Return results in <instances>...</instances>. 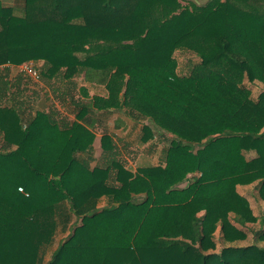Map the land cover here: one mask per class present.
<instances>
[{
    "label": "trees",
    "instance_id": "obj_1",
    "mask_svg": "<svg viewBox=\"0 0 264 264\" xmlns=\"http://www.w3.org/2000/svg\"><path fill=\"white\" fill-rule=\"evenodd\" d=\"M177 50L200 58L189 73ZM38 60L106 93L80 85L71 122L0 104V264H41L60 225L46 264H264V215L238 190L264 200V90L246 85L264 84V0L0 1V65ZM114 111L148 121L145 143L169 135L165 165L127 168L106 133L109 162L76 158Z\"/></svg>",
    "mask_w": 264,
    "mask_h": 264
},
{
    "label": "crops",
    "instance_id": "obj_2",
    "mask_svg": "<svg viewBox=\"0 0 264 264\" xmlns=\"http://www.w3.org/2000/svg\"><path fill=\"white\" fill-rule=\"evenodd\" d=\"M0 1L5 5L13 6L16 9V11H19L20 7L23 5V0H0ZM32 62H34V64L36 66H40L43 69L44 63H45L43 60L32 61ZM22 68H23V64H20V65H14V64L0 65V104H2V105H7V104L14 105L19 110H21L23 112L22 114L25 117H30V115L34 114L35 111L37 110L36 108H34L36 106L37 101H40V100L48 101L49 104H51V106H48L47 108L42 109V110H46V111H50V112L53 111L54 112L53 114L56 115V117L58 119L63 120V121L66 120L69 122H71L75 119L76 112L78 110L77 106L74 105L73 101H72L74 99V97H76V100L80 101L82 104L91 105V100L89 98L81 97L79 94H77L78 88L77 89L72 88L71 91L67 90L68 87L74 86L73 85L74 81L70 84L67 80L64 81L60 77L59 78L54 77L51 79H49V78L47 79L45 77H42V79L41 78L35 79V78L31 77L30 75L26 74ZM38 82L41 84L38 85L37 84ZM53 82L54 83L57 82L60 84L53 85ZM88 86L90 88H97V87L99 88L100 87L99 88L100 91L103 89L101 94L106 93V90L102 85H95V84L89 83ZM91 93H92V91H91ZM56 99H59L61 101L63 100L62 104H66V106L69 105V106H72L73 108H75L76 110H75L74 114H72L69 118H67V117H65L66 113L64 115H62L61 112L58 113V110L61 107H58L59 106L58 105L59 100L57 101ZM95 118L94 119L97 121L95 122L94 126H92V128L95 131L96 136H95V140L93 142L92 150L91 151H78L76 153V158L80 161H83V160L84 161L85 160L91 161L92 159L94 160V157H93L94 155L92 154L93 148H96V149L98 148L100 151L105 153L104 148L102 146V140L101 139H102L103 134L106 133V134L111 135V137H112L113 144L115 145L116 158H119L122 161L123 157H121L122 155H120V154H123V151L125 149H128L129 144L127 143V141L124 140V136L121 134V132H123L127 135L129 133V131H131V128L134 127L133 123L138 124V125H142V127H143V125H144V123L142 121L143 119L142 120L141 119H135L123 111L99 113V114L95 115ZM104 127H107V128H104ZM96 130H99V131H96ZM104 130H108V131L104 132ZM154 130H155V137H154L155 140L158 138V136L163 135V134H166V136H169L167 133H164L163 131L156 130V128H154ZM156 131H158L159 134L156 133ZM158 143H159V145H161L160 141ZM5 144L6 143L4 141L3 134H2V132H0V149H4ZM159 145L157 144V146H154V145L153 146L158 147ZM145 146L142 147V149H141L143 152L141 151L138 154V156H140V155L145 156L142 159V161H144V162L140 165H137L135 170L138 167H142V166L165 165L166 164V149L165 148L164 149L162 148V150L159 151V149L154 150V148L151 149V147L147 146L148 147L147 148ZM145 148H147V149H145ZM131 149H133V148H131ZM128 152H129V149H128ZM156 152H159V154H160L159 159L155 155ZM161 152H164V154H165V156L162 158H161ZM153 155H155V157ZM130 162H132V160ZM123 163L127 168H129L126 165L127 163H125V162H123ZM94 166H96V165H94ZM129 169L134 170L132 168H129ZM185 184H182V185H185ZM182 185H180V186H182ZM240 186H244V185H240ZM250 186H254V185L251 184ZM244 195H246V194H244ZM140 196H142V195H140ZM140 196H139V198H141ZM247 197L249 198L250 203H251L252 207L254 208L255 214L258 215L259 217H262L264 215V210H259L257 213L256 209L254 207L255 201L260 199V198L258 197V199H257L253 195L247 196ZM106 202L107 203L109 202V198H108V196H103L101 198V200L99 201V206L100 207L105 206V204H107ZM258 225H259L258 227H261L260 222L258 223ZM216 233H217V235L220 234L219 231H217ZM251 235L253 236L252 242H254L255 238H254L253 233H249V236L247 239H250ZM242 241H245V240H242ZM242 241H238V242H242ZM238 242H236L234 244H236V245L240 244ZM252 242H250V243H252ZM223 243H224L223 241L218 240V248H220L223 245ZM51 244L52 243L43 247L42 254H43L44 250L48 246H50ZM59 244L60 243H57V245L55 246L54 250L51 253V256H52L53 252L56 250V248L59 246ZM247 244H249V243H247ZM51 256H50V258H51ZM49 259H47V260H49Z\"/></svg>",
    "mask_w": 264,
    "mask_h": 264
},
{
    "label": "rangeland",
    "instance_id": "obj_3",
    "mask_svg": "<svg viewBox=\"0 0 264 264\" xmlns=\"http://www.w3.org/2000/svg\"><path fill=\"white\" fill-rule=\"evenodd\" d=\"M190 1H192V0H183V3L184 4H188ZM198 1L204 2L206 0H198ZM174 55H175V57H176V59L178 61V71L180 73H189L190 70L192 69V67L194 66V64L197 63L200 60V58L197 55H195L194 53H192L190 51L177 50ZM26 62H28V61H26ZM37 67L40 69V73H41L40 78L42 79V67H40V66H37ZM64 81H66V80H64ZM57 82H55V83L53 82V85L60 84V83H57ZM68 82H70V81H68ZM73 83H74L73 84L74 86L68 87L67 88L68 91H71L72 88L77 89L80 85H88L89 84V82L85 81L84 75L77 76ZM37 84L40 85L41 83L38 82ZM246 85L251 89L252 96L254 98H257L258 95L264 90V84L259 82V81H257V82L246 81ZM99 88L98 87L97 88H91L92 93H101L103 91V89L100 91ZM77 94H79V92H77ZM56 100L58 101L59 99H56ZM62 101L61 100L58 101V105L59 106L58 105L57 106L61 107V108H59L58 113L61 112L62 115H64L66 113L65 117L69 118L72 114H74L76 109L73 108L72 106H69V105L66 106V104H62ZM48 106H51V104H49L48 101L40 100V101H37L36 106L34 108H36V109H45ZM142 121H143L144 124L148 123V121H146V120L145 121L142 120ZM133 124H134L133 125L134 127L131 128V131H129V133L127 135L125 133L121 132V134L124 136V140L127 141V143L129 144V147H128L129 152H128V149H125L123 151V154H120V155H122L121 157H123L122 158L123 159L122 162L127 163L126 165L129 168H132V169L135 170L137 165H140V164H142L144 162V161H142V159L145 156L144 155L138 156V154L142 151L141 150L142 147H144L146 145L145 147L148 146V147H151V149L154 148V150L159 149V151H161L162 148L166 149L168 147V145L170 143V137L166 136V134H163V135L158 136V138L156 140L153 139V140L145 143L142 140V135L144 134L142 125H138V124H135V123H133ZM104 128H107V127H104ZM96 131H99V130H96ZM105 131L107 132L108 130H104V132ZM156 133H158V131H156ZM159 141L161 142V145H159V143H158ZM151 143L154 146H157V144L159 146L158 147H154ZM131 148H133V149H131ZM147 148H145V149H147ZM92 154L94 155L93 156L94 160L92 159L90 161V165L91 166H94V165H105L107 162H109L108 156L106 157V154H104L98 148L97 149L93 148ZM252 154H248V155L251 156ZM155 155L159 159V155H160L159 152H156ZM155 155H153V156L155 157ZM164 156H165L164 152H161V158L164 157ZM117 159H119V158H117ZM131 160H132V162H130ZM238 190L241 193L246 194L247 196L253 195L257 199L259 197L258 192L254 188V186H250V185L240 186L239 185L238 186ZM140 197L142 198V196H140ZM141 198L137 197V199H139V200ZM254 207H255L257 213H258L259 210H264V200H262V199L256 200ZM69 232H70V229L66 228V226L65 227H63L62 225L59 226V228L57 230V233H56V236H55L52 244L50 246H48L43 252V261H42L41 264H46L47 263V261H48L47 259L50 258L51 253L54 250V248L57 245V243H60L61 240H63L68 235ZM252 239H253V236L251 235L250 239H247V240L242 241V242H238V243H240L238 245H246L247 243L252 242Z\"/></svg>",
    "mask_w": 264,
    "mask_h": 264
},
{
    "label": "built area",
    "instance_id": "obj_4",
    "mask_svg": "<svg viewBox=\"0 0 264 264\" xmlns=\"http://www.w3.org/2000/svg\"><path fill=\"white\" fill-rule=\"evenodd\" d=\"M23 64V71L30 75L31 77L35 78V79H39L40 78V70L39 68L34 64V62L32 61H28V62H24ZM21 191H24L22 187L19 188Z\"/></svg>",
    "mask_w": 264,
    "mask_h": 264
}]
</instances>
